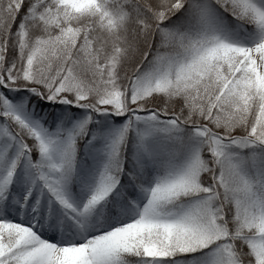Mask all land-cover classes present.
Returning a JSON list of instances; mask_svg holds the SVG:
<instances>
[{"label":"snow or ice","instance_id":"6c2138e0","mask_svg":"<svg viewBox=\"0 0 264 264\" xmlns=\"http://www.w3.org/2000/svg\"><path fill=\"white\" fill-rule=\"evenodd\" d=\"M0 264H264V0H0Z\"/></svg>","mask_w":264,"mask_h":264}]
</instances>
